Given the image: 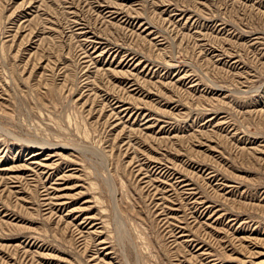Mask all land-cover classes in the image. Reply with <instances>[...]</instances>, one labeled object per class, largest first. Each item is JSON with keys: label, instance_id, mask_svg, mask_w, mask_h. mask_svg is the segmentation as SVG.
Instances as JSON below:
<instances>
[{"label": "rangeland", "instance_id": "obj_1", "mask_svg": "<svg viewBox=\"0 0 264 264\" xmlns=\"http://www.w3.org/2000/svg\"><path fill=\"white\" fill-rule=\"evenodd\" d=\"M0 264H264V0H0Z\"/></svg>", "mask_w": 264, "mask_h": 264}, {"label": "bare ground", "instance_id": "obj_2", "mask_svg": "<svg viewBox=\"0 0 264 264\" xmlns=\"http://www.w3.org/2000/svg\"><path fill=\"white\" fill-rule=\"evenodd\" d=\"M121 11V10H120ZM35 164V163H34ZM43 168V167H42ZM41 174V173H40ZM169 174V173H168ZM189 180V179H188ZM188 183V182H187ZM180 185V184H179ZM175 196V195H174ZM193 199H195V198H193ZM194 202V201H193ZM197 202V201H196ZM199 202V201H198ZM209 255V254H208Z\"/></svg>", "mask_w": 264, "mask_h": 264}]
</instances>
